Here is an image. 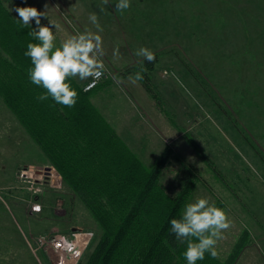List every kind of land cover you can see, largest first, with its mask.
<instances>
[{
    "label": "rangeland",
    "instance_id": "rangeland-1",
    "mask_svg": "<svg viewBox=\"0 0 264 264\" xmlns=\"http://www.w3.org/2000/svg\"><path fill=\"white\" fill-rule=\"evenodd\" d=\"M109 2L103 12L93 7L91 14L108 21L111 39L124 29L132 35L125 38L126 43L113 40L110 44V59H103V80L122 88L120 74L144 60L135 55L140 47L158 57L153 86L159 97L158 125L166 123L158 143L175 151L161 183L169 194H177L191 176L188 166H194L199 181L188 203L197 198H207L215 205L220 201L231 221L216 245L218 258L228 261L243 239L232 264H264V0H131L122 14L115 10L116 0ZM129 49L136 58H115L121 53L130 55ZM124 61L126 65H119ZM18 120L0 98V165H7L6 173L37 159L39 148L32 138L27 148L16 134L25 132ZM187 135L215 163L216 170L203 160ZM154 155L146 154L149 159ZM0 194L5 195L3 190ZM54 198L52 216L59 233H70L73 239L77 233H90L73 262L85 263L102 229L67 185ZM42 222L35 221V227ZM72 228L77 229L70 232ZM36 236L31 234L29 239ZM31 249L43 264H52L47 254Z\"/></svg>",
    "mask_w": 264,
    "mask_h": 264
},
{
    "label": "trees",
    "instance_id": "trees-1",
    "mask_svg": "<svg viewBox=\"0 0 264 264\" xmlns=\"http://www.w3.org/2000/svg\"><path fill=\"white\" fill-rule=\"evenodd\" d=\"M0 0V98L17 116L33 140L43 149L62 176L64 185L77 194L97 221L102 233L85 263L76 264H187L186 244L171 233L170 221L179 219L193 195L199 178L189 165L191 176L181 190L171 195L161 183L167 163L175 155L166 145L156 161L147 166L92 103L90 93L75 79L71 87L78 93L74 107L37 97L43 89L28 76L32 67L24 55L29 43H36ZM33 28V26H32ZM143 60L142 84L159 100L150 73L156 60ZM141 64L125 72L140 71ZM98 87V86H97ZM188 141L214 170L215 163L190 135ZM217 207L223 208L218 201ZM239 241L230 258L221 262L209 254L197 264H232L240 252Z\"/></svg>",
    "mask_w": 264,
    "mask_h": 264
},
{
    "label": "crops",
    "instance_id": "crops-1",
    "mask_svg": "<svg viewBox=\"0 0 264 264\" xmlns=\"http://www.w3.org/2000/svg\"><path fill=\"white\" fill-rule=\"evenodd\" d=\"M6 5L9 10L15 14L17 13L13 9L16 7L31 6L37 8L39 11H45L47 17L41 18V24L51 26L49 25L50 20L54 24L60 26L58 30L53 27L56 36L55 43L59 45L69 36L82 33L85 30L97 32V29L89 21L88 17L91 14L93 7L100 10V7H108L110 2L108 5H102L101 0H9ZM98 20L103 28V31L99 34L101 35L103 42V54L101 60L104 63V60L110 59V44L113 40L126 43L125 38L132 35V32H129L128 35L123 28L124 30L117 33L120 37L115 35V38L111 39L113 33L111 36L108 33L110 32L108 21H105L101 16ZM116 24L119 26V23ZM32 26L33 28L36 27L34 21L32 22ZM113 50L120 53L118 46H113ZM129 51L131 52L130 55L126 56L124 55L125 53H121L122 55H118V57L115 58H118V60H120L119 58L125 60H127V58H136L133 50L129 49ZM131 62L133 63V61ZM126 64L127 61H124L119 65L123 66ZM155 70L156 67L150 73L153 85L155 83L152 74ZM120 75V83L122 84L123 90L120 86H113L114 82L104 79L99 83L98 87L90 93L91 101L101 111L107 121L112 124L131 149L141 158V160L147 166H151L165 147V145H159L158 141L159 134H163V129H166V123L162 126L158 125L159 120L161 119H159L158 115V101L147 91L142 82L139 81L132 84L129 81L128 77L134 76L135 73H126L124 71ZM75 81L80 86H83L88 79L80 81L76 78ZM124 90L129 92L130 96L127 97ZM22 127L25 132L21 133V135L18 133L16 134L21 139H24L22 142L25 141V146L29 148L31 135L24 126ZM160 129H162V131ZM34 143L39 148V150L37 149L38 154L35 161L23 163L11 171V173H6L7 165H0V190H3V193L5 194H0V264H43L39 259V256L37 257L32 251L29 237L31 234L46 235L52 231L60 232L59 227L55 222L56 218L52 216V209L53 211L56 209L53 206L54 197L56 192L60 191L62 187L59 189L47 187L43 194L36 195V198L42 202L44 209L41 213H38L35 216H30L27 211L28 202L32 196L31 193L25 187H18L21 185L18 178V172L22 167L52 165L49 163V159L43 149L35 141ZM147 152L150 154L155 152L154 157H150L149 159V157L146 156ZM60 199L62 198H58L59 202H61ZM47 209L48 214H44V211ZM56 212L57 211H55V213ZM40 220H43L44 222L39 225L40 227H35V221L38 222ZM45 221L47 222L45 223ZM73 231L72 228L70 232ZM67 234L70 235V233ZM74 237V240L81 247H85L91 236L90 233L80 232ZM39 251H41L42 255L47 254L46 256L52 264L57 260L56 257L58 258L59 256L55 250H49L46 252L45 250L40 249ZM69 260L71 259L68 256L63 258L64 263ZM67 264L73 263L68 262Z\"/></svg>",
    "mask_w": 264,
    "mask_h": 264
},
{
    "label": "clouds",
    "instance_id": "clouds-1",
    "mask_svg": "<svg viewBox=\"0 0 264 264\" xmlns=\"http://www.w3.org/2000/svg\"><path fill=\"white\" fill-rule=\"evenodd\" d=\"M109 0H101L102 5H108ZM131 0H116L115 10L121 14L129 9ZM19 21L25 28H30L28 35L36 43H29L24 55L30 58L32 67L28 70L30 82L43 89L38 100L51 98L56 104L74 107L77 103L78 93L71 87L70 79L78 78L80 81L93 78L99 80L105 72V65L101 60L103 54V31L96 13L89 15V21L95 26L97 32L85 30L69 36L59 45L55 43L54 29L59 25L49 20V25L41 24V18L47 17L45 11L35 7H16L13 9ZM104 7H100L103 12ZM35 28H32V22ZM118 51V48H117ZM137 57L148 62L155 60L154 53L147 47H140L135 51ZM147 71L141 64L140 71L128 79L132 84L143 80V73ZM171 233L178 241L186 244L183 253L187 264H197L209 254L212 258L218 257L216 245L223 239V233L231 227L226 212L211 203L207 198H197L187 203L179 219L170 221Z\"/></svg>",
    "mask_w": 264,
    "mask_h": 264
},
{
    "label": "built area",
    "instance_id": "built-area-1",
    "mask_svg": "<svg viewBox=\"0 0 264 264\" xmlns=\"http://www.w3.org/2000/svg\"><path fill=\"white\" fill-rule=\"evenodd\" d=\"M105 76L106 71L99 80L89 78L84 84V90L89 91L94 89ZM18 178L22 185L21 187H25L32 195L27 210L30 216H34L43 211L44 206L36 198V195L42 194L47 187L59 189L63 185V179L53 165L22 167L18 172ZM29 242L35 251L40 249L45 251L55 250L59 254L56 264H62L63 258H65L64 256H69L76 260L82 253L81 246L67 233L52 232L46 235H38L32 240L29 239Z\"/></svg>",
    "mask_w": 264,
    "mask_h": 264
},
{
    "label": "bare ground",
    "instance_id": "bare-ground-1",
    "mask_svg": "<svg viewBox=\"0 0 264 264\" xmlns=\"http://www.w3.org/2000/svg\"><path fill=\"white\" fill-rule=\"evenodd\" d=\"M68 262L73 263V262H74V259H71V260H69V261H66L65 263H64V261H63L62 264H67Z\"/></svg>",
    "mask_w": 264,
    "mask_h": 264
},
{
    "label": "water",
    "instance_id": "water-1",
    "mask_svg": "<svg viewBox=\"0 0 264 264\" xmlns=\"http://www.w3.org/2000/svg\"><path fill=\"white\" fill-rule=\"evenodd\" d=\"M77 228H73V230L75 231Z\"/></svg>",
    "mask_w": 264,
    "mask_h": 264
}]
</instances>
